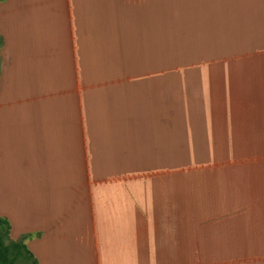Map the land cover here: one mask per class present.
Here are the masks:
<instances>
[{
	"label": "crops",
	"instance_id": "obj_1",
	"mask_svg": "<svg viewBox=\"0 0 264 264\" xmlns=\"http://www.w3.org/2000/svg\"><path fill=\"white\" fill-rule=\"evenodd\" d=\"M0 218L38 264H264V0L0 1Z\"/></svg>",
	"mask_w": 264,
	"mask_h": 264
},
{
	"label": "trees",
	"instance_id": "obj_2",
	"mask_svg": "<svg viewBox=\"0 0 264 264\" xmlns=\"http://www.w3.org/2000/svg\"><path fill=\"white\" fill-rule=\"evenodd\" d=\"M0 264H38L23 242L10 239V224L3 218H0Z\"/></svg>",
	"mask_w": 264,
	"mask_h": 264
}]
</instances>
